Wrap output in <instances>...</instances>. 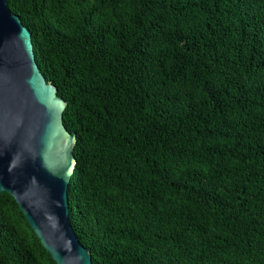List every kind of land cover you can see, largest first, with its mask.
<instances>
[{
    "label": "trees",
    "instance_id": "16d2710c",
    "mask_svg": "<svg viewBox=\"0 0 264 264\" xmlns=\"http://www.w3.org/2000/svg\"><path fill=\"white\" fill-rule=\"evenodd\" d=\"M77 136L92 264H264V0H7ZM0 264H57L0 192Z\"/></svg>",
    "mask_w": 264,
    "mask_h": 264
},
{
    "label": "water",
    "instance_id": "95a60500",
    "mask_svg": "<svg viewBox=\"0 0 264 264\" xmlns=\"http://www.w3.org/2000/svg\"><path fill=\"white\" fill-rule=\"evenodd\" d=\"M67 105L40 69L31 30L0 0V192L15 198L57 264H92L71 222L78 160Z\"/></svg>",
    "mask_w": 264,
    "mask_h": 264
}]
</instances>
